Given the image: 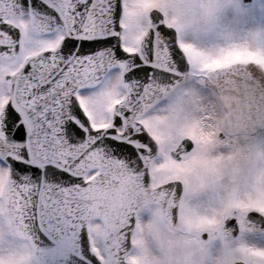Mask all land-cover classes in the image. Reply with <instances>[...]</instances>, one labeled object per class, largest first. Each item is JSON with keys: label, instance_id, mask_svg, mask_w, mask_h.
<instances>
[{"label": "snow or ice", "instance_id": "6c2138e0", "mask_svg": "<svg viewBox=\"0 0 264 264\" xmlns=\"http://www.w3.org/2000/svg\"><path fill=\"white\" fill-rule=\"evenodd\" d=\"M264 264V0H0V264Z\"/></svg>", "mask_w": 264, "mask_h": 264}, {"label": "clouds", "instance_id": "9594fccd", "mask_svg": "<svg viewBox=\"0 0 264 264\" xmlns=\"http://www.w3.org/2000/svg\"><path fill=\"white\" fill-rule=\"evenodd\" d=\"M224 260H225V257H224V254L222 252H217L214 255L215 264H224Z\"/></svg>", "mask_w": 264, "mask_h": 264}]
</instances>
